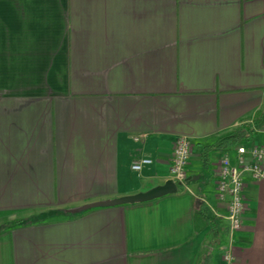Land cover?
Here are the masks:
<instances>
[{
    "label": "crops",
    "instance_id": "1",
    "mask_svg": "<svg viewBox=\"0 0 264 264\" xmlns=\"http://www.w3.org/2000/svg\"><path fill=\"white\" fill-rule=\"evenodd\" d=\"M245 124L264 145V0H0V264H264V177L233 234L241 143L204 166ZM181 137L177 192L68 211L164 184Z\"/></svg>",
    "mask_w": 264,
    "mask_h": 264
},
{
    "label": "built area",
    "instance_id": "2",
    "mask_svg": "<svg viewBox=\"0 0 264 264\" xmlns=\"http://www.w3.org/2000/svg\"><path fill=\"white\" fill-rule=\"evenodd\" d=\"M140 136L135 140H140ZM193 143L189 138L181 137L177 140L174 148L171 176L177 182L185 186L188 179V164L191 156ZM237 163L233 164L229 154H226L220 162L217 197L219 200H228L227 219L230 223L231 232L234 234L241 229L243 213L246 208L244 196L245 178L247 175L255 179L264 177V145L241 143L236 148ZM153 163L148 156L134 161L132 168L142 170L145 166ZM230 258V254H226Z\"/></svg>",
    "mask_w": 264,
    "mask_h": 264
},
{
    "label": "water",
    "instance_id": "3",
    "mask_svg": "<svg viewBox=\"0 0 264 264\" xmlns=\"http://www.w3.org/2000/svg\"><path fill=\"white\" fill-rule=\"evenodd\" d=\"M177 191L178 184L173 178H171L167 180L164 184L154 186L146 191L138 192L132 195H126L87 203L81 206L69 208L68 211L72 213H77L93 207L115 206L128 203L143 202L164 196L166 194L175 193Z\"/></svg>",
    "mask_w": 264,
    "mask_h": 264
},
{
    "label": "trees",
    "instance_id": "4",
    "mask_svg": "<svg viewBox=\"0 0 264 264\" xmlns=\"http://www.w3.org/2000/svg\"><path fill=\"white\" fill-rule=\"evenodd\" d=\"M254 132L255 130L251 125L245 124L239 130L233 132V134L229 135L224 139H221L216 145L206 146L203 152L204 166L208 168V166L210 165V155L212 150L216 148H220L222 146L230 147V146H234L237 143L239 144V143L248 142L253 137ZM203 211L207 215L209 224L213 223L214 219L213 216L210 215V211L206 208H203ZM208 260H209V255L208 253H205L203 258L204 261L203 263L208 264Z\"/></svg>",
    "mask_w": 264,
    "mask_h": 264
},
{
    "label": "rangeland",
    "instance_id": "5",
    "mask_svg": "<svg viewBox=\"0 0 264 264\" xmlns=\"http://www.w3.org/2000/svg\"><path fill=\"white\" fill-rule=\"evenodd\" d=\"M27 218H29V216H26Z\"/></svg>",
    "mask_w": 264,
    "mask_h": 264
}]
</instances>
